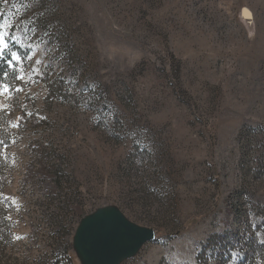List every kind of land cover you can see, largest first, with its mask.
<instances>
[{
  "label": "rangeland",
  "instance_id": "obj_1",
  "mask_svg": "<svg viewBox=\"0 0 264 264\" xmlns=\"http://www.w3.org/2000/svg\"><path fill=\"white\" fill-rule=\"evenodd\" d=\"M264 264V0H0V264Z\"/></svg>",
  "mask_w": 264,
  "mask_h": 264
},
{
  "label": "water",
  "instance_id": "obj_2",
  "mask_svg": "<svg viewBox=\"0 0 264 264\" xmlns=\"http://www.w3.org/2000/svg\"><path fill=\"white\" fill-rule=\"evenodd\" d=\"M152 239L150 229L130 224L119 213H108L83 223L76 241L87 264H117Z\"/></svg>",
  "mask_w": 264,
  "mask_h": 264
}]
</instances>
